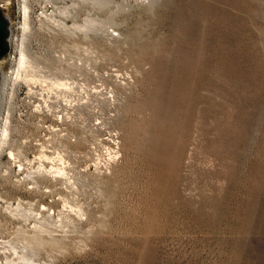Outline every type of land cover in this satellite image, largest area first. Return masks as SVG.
<instances>
[{
	"label": "rangeland",
	"instance_id": "rangeland-1",
	"mask_svg": "<svg viewBox=\"0 0 264 264\" xmlns=\"http://www.w3.org/2000/svg\"><path fill=\"white\" fill-rule=\"evenodd\" d=\"M0 8V264H264V0Z\"/></svg>",
	"mask_w": 264,
	"mask_h": 264
},
{
	"label": "water",
	"instance_id": "water-1",
	"mask_svg": "<svg viewBox=\"0 0 264 264\" xmlns=\"http://www.w3.org/2000/svg\"><path fill=\"white\" fill-rule=\"evenodd\" d=\"M9 21L0 8V64L9 51ZM1 73V70H0Z\"/></svg>",
	"mask_w": 264,
	"mask_h": 264
},
{
	"label": "built area",
	"instance_id": "built-area-1",
	"mask_svg": "<svg viewBox=\"0 0 264 264\" xmlns=\"http://www.w3.org/2000/svg\"><path fill=\"white\" fill-rule=\"evenodd\" d=\"M8 43H9V51H8L7 55H9L10 52H11L10 35H9ZM7 55H6V56H7ZM3 60H4V59H3ZM3 60H2V61H3Z\"/></svg>",
	"mask_w": 264,
	"mask_h": 264
},
{
	"label": "bare ground",
	"instance_id": "bare-ground-1",
	"mask_svg": "<svg viewBox=\"0 0 264 264\" xmlns=\"http://www.w3.org/2000/svg\"><path fill=\"white\" fill-rule=\"evenodd\" d=\"M24 12L26 13V9H24ZM0 99H1V73H0ZM4 136V133H3Z\"/></svg>",
	"mask_w": 264,
	"mask_h": 264
}]
</instances>
